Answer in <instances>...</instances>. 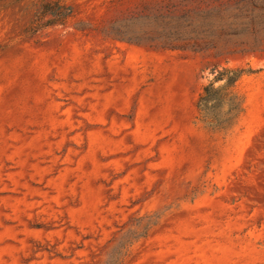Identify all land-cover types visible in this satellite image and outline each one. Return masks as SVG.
Masks as SVG:
<instances>
[{"label": "rangeland", "instance_id": "rangeland-1", "mask_svg": "<svg viewBox=\"0 0 264 264\" xmlns=\"http://www.w3.org/2000/svg\"><path fill=\"white\" fill-rule=\"evenodd\" d=\"M0 264H264V0H0Z\"/></svg>", "mask_w": 264, "mask_h": 264}, {"label": "trees", "instance_id": "trees-1", "mask_svg": "<svg viewBox=\"0 0 264 264\" xmlns=\"http://www.w3.org/2000/svg\"><path fill=\"white\" fill-rule=\"evenodd\" d=\"M58 5L57 1L54 3L45 1L41 6L40 14L56 15ZM211 72L213 76L203 86L197 102L199 112L201 113L200 119L214 121L215 113L212 109L215 105H227L229 108L227 113L234 112L237 115L242 110V98L236 91V84L246 71L238 67L214 66ZM218 82H221V84L216 85Z\"/></svg>", "mask_w": 264, "mask_h": 264}]
</instances>
